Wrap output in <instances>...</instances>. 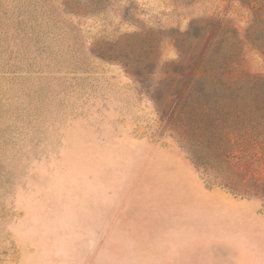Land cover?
Returning <instances> with one entry per match:
<instances>
[{"label":"rangeland","instance_id":"obj_1","mask_svg":"<svg viewBox=\"0 0 264 264\" xmlns=\"http://www.w3.org/2000/svg\"><path fill=\"white\" fill-rule=\"evenodd\" d=\"M200 126L264 182V0H0V264H264Z\"/></svg>","mask_w":264,"mask_h":264},{"label":"trees","instance_id":"obj_2","mask_svg":"<svg viewBox=\"0 0 264 264\" xmlns=\"http://www.w3.org/2000/svg\"><path fill=\"white\" fill-rule=\"evenodd\" d=\"M221 115V113H220ZM227 127L223 130L213 129L211 126L199 127L198 130L194 127L193 140L189 146H183L185 153L188 155V160L193 165L195 170L204 176V179L210 178L209 173L218 177H225L227 180L239 179L245 183L248 190H240L236 185L230 186L226 181L220 184L214 180L213 185H218L226 189L232 195H241L248 198H255L264 204V182L257 183L256 180H245L242 174L234 172L235 164L228 161L226 155L222 153L223 148L220 144L221 136L226 133ZM193 141V143H192ZM238 166V165H237ZM239 170V168H238ZM234 176V177H233ZM214 179L215 177L212 176Z\"/></svg>","mask_w":264,"mask_h":264}]
</instances>
